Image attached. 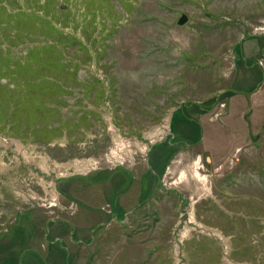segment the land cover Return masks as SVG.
I'll return each instance as SVG.
<instances>
[{
  "label": "rangeland",
  "instance_id": "1",
  "mask_svg": "<svg viewBox=\"0 0 264 264\" xmlns=\"http://www.w3.org/2000/svg\"><path fill=\"white\" fill-rule=\"evenodd\" d=\"M33 257L264 264V0H0V264Z\"/></svg>",
  "mask_w": 264,
  "mask_h": 264
},
{
  "label": "trees",
  "instance_id": "2",
  "mask_svg": "<svg viewBox=\"0 0 264 264\" xmlns=\"http://www.w3.org/2000/svg\"><path fill=\"white\" fill-rule=\"evenodd\" d=\"M46 62V61H45ZM29 67H31V66H29ZM232 94V93H231ZM230 94V95H231ZM185 117V116H184ZM175 124V123H174ZM198 127V128H197ZM174 129V128H173ZM197 129V130H196ZM193 130H195V133H194V137L193 138H188L186 141H184L185 143L186 142H197V141H199L200 140V134H199V125L198 124H193ZM175 132V131H174ZM158 146V147H157ZM159 148V152H158V154H157V156H159L160 157V160H161V156L163 157H165V159H166V157L168 156V155H170L171 154V151H172V149H173V147H171V146H169V144H168V142H160V143H158V144H156V146H155V148Z\"/></svg>",
  "mask_w": 264,
  "mask_h": 264
},
{
  "label": "crops",
  "instance_id": "3",
  "mask_svg": "<svg viewBox=\"0 0 264 264\" xmlns=\"http://www.w3.org/2000/svg\"><path fill=\"white\" fill-rule=\"evenodd\" d=\"M153 154H154V156L157 157V154H158V153L154 152ZM159 159H160L159 156H158V158H157L156 160H153V162H151V159H150L151 167H152V168L157 169V168H156V164L158 165ZM57 232H58V231H55V233H56L55 235H57ZM70 242H72V241H70ZM71 244H72V243H71ZM62 248H64V249H68V248H66V246H65V247H62ZM64 249H63V250H64ZM70 252H71V251L69 250V254H68V255H70ZM30 258H32V257H30ZM30 258L28 259V263H29V264H39V263H36V262H35V257H33L34 260H31ZM4 260H5V262H7V258H5ZM42 264H43V263H42Z\"/></svg>",
  "mask_w": 264,
  "mask_h": 264
},
{
  "label": "water",
  "instance_id": "4",
  "mask_svg": "<svg viewBox=\"0 0 264 264\" xmlns=\"http://www.w3.org/2000/svg\"><path fill=\"white\" fill-rule=\"evenodd\" d=\"M187 17L185 14H181V16L179 17L177 23L178 24H183L186 21Z\"/></svg>",
  "mask_w": 264,
  "mask_h": 264
}]
</instances>
